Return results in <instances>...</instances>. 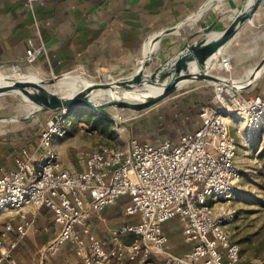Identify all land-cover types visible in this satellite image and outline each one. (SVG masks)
<instances>
[{
    "label": "built area",
    "instance_id": "2783aa9c",
    "mask_svg": "<svg viewBox=\"0 0 264 264\" xmlns=\"http://www.w3.org/2000/svg\"><path fill=\"white\" fill-rule=\"evenodd\" d=\"M34 1L28 0L30 5ZM26 53L35 60L46 53V46L31 40ZM221 67L231 71L228 57H223ZM213 86L214 94L201 107V125L194 132L156 146L136 137L126 147L100 145L84 153L81 171L66 167L53 147L55 137L67 132L69 113L55 112V121L52 118L43 130L36 148L22 147L14 157V169L0 176V213L11 215L0 234L1 258L17 264L15 247L35 228L46 207L58 230L44 246L45 256L72 242L85 264H110L114 258L137 264H238L241 248L228 230L238 215L234 201L241 179L231 126L238 135L242 124L250 135L264 129V91L247 97L220 84ZM117 118L116 131L123 142L128 119L122 113ZM125 195L131 197L125 213L139 215L140 221L120 226L114 233L116 246L108 251L91 231V219H102L104 211ZM174 218L183 223L184 240L192 244L179 255L171 252L163 230L164 223ZM13 233L16 239L9 242ZM130 234L136 243L126 245L124 237Z\"/></svg>",
    "mask_w": 264,
    "mask_h": 264
},
{
    "label": "crops",
    "instance_id": "0c3cea01",
    "mask_svg": "<svg viewBox=\"0 0 264 264\" xmlns=\"http://www.w3.org/2000/svg\"><path fill=\"white\" fill-rule=\"evenodd\" d=\"M242 1L36 0L30 5L28 0H0V62L13 71L35 69L43 76L79 70L84 74V69L86 74H105L108 79L110 76H124L144 63L147 51L156 52L153 63L157 65L182 53L190 42H194V39L189 40V35L196 30L197 20L226 28L230 24L231 12L239 8ZM179 24L180 28L159 40V32ZM155 34L157 36L153 37ZM31 40L37 44L43 42L46 46V53L35 60L29 59L26 53ZM224 57L230 60L231 71L226 72L219 67L215 74L232 79L247 97L264 91V3L232 41ZM182 89L173 96L176 100L164 113L150 114L127 123L122 136L125 139L123 146H127L131 137L154 146L165 139L177 142L182 134L197 130L201 125L200 107L210 102L214 86L198 81ZM242 126L243 130L247 129L244 124ZM234 129L232 125L231 132L237 140L239 135ZM25 140L28 142H10L7 138H0V176L14 169V157L22 147L34 150L39 142L38 138ZM55 142L53 147L66 167L75 171L84 169L87 150L69 154L58 148L62 147L61 143ZM125 207L118 201L104 211L102 219H91V231L108 251L116 246L114 233L120 226L140 221L139 215H127ZM57 230L52 212L42 208L35 228L15 248V256L22 252L29 256L38 248H44ZM163 230L169 238L172 253L179 255L192 248V244L184 240L183 223L178 218L165 222ZM83 236L88 240V234ZM15 239L14 233L8 237L9 242ZM135 239L130 234L123 241L132 245L136 243ZM65 245L74 246L72 242ZM73 258L76 257L67 254L66 264H75ZM77 258L80 264H85L84 258ZM44 259L42 256V264H45ZM16 261L17 264H26L19 257ZM112 264H137V261L126 258L118 262L114 258Z\"/></svg>",
    "mask_w": 264,
    "mask_h": 264
},
{
    "label": "rangeland",
    "instance_id": "374dc122",
    "mask_svg": "<svg viewBox=\"0 0 264 264\" xmlns=\"http://www.w3.org/2000/svg\"><path fill=\"white\" fill-rule=\"evenodd\" d=\"M160 65L151 64L149 71L155 72ZM1 70L5 74L23 78L51 77L43 76L41 72L35 69L23 72L13 71L4 64L1 65ZM68 72L63 73H67V76L58 83V88L53 86L51 88L59 89L64 94H70L71 91L77 92L83 87L75 78L85 76V78L88 77L97 82L103 80L100 75L84 74L83 76V70ZM182 90L177 92H182ZM177 92L164 101L142 110L134 117H130L131 110L116 106L108 107L107 113L104 114L88 107L73 108L66 117L67 132L63 136H56L57 142L55 144L61 143L62 147L58 148H63V151L69 154L96 148L100 145L121 147L123 146V139L119 137L116 131L115 117H118L120 113L124 114L128 119L125 123L127 127V123L132 122V120H140V118L150 114H162L176 100L173 96L178 94ZM36 110L37 107L21 100L16 95L11 94L0 98V138H7L10 142L19 143L28 142L25 140L26 138H38L39 141L40 134L52 120L55 111L41 110L36 115L31 116L30 113ZM237 164L241 171L240 194L234 201L238 215L228 227L229 235L232 241L240 245V264H264V129L257 135H250L249 130L245 129L242 135L237 137ZM10 219V214L0 213V234L6 221ZM24 240L25 238H22L18 243L22 244ZM41 249L43 250V248H38L29 256H25L23 252L15 256L17 252H14V257L15 259L19 257L26 264H42V256L45 258V264H66L65 256L67 254H72L77 258L73 245H65L57 253L48 256L43 255ZM76 258H73V262L80 264V259Z\"/></svg>",
    "mask_w": 264,
    "mask_h": 264
},
{
    "label": "water",
    "instance_id": "95a60500",
    "mask_svg": "<svg viewBox=\"0 0 264 264\" xmlns=\"http://www.w3.org/2000/svg\"><path fill=\"white\" fill-rule=\"evenodd\" d=\"M263 3L264 0H243L239 8L231 12L230 24L226 28H217L216 23L206 24L197 20L196 30L189 35V40L194 39V42L189 43L182 53L161 64L153 73L149 68L156 52L147 56L142 66L129 75L117 78L110 76V80L105 77L98 82L89 78V84L70 94L51 88L56 87L65 74L40 79L11 76L2 72L3 63L0 62V98L13 94L37 107L35 112L30 113L31 116L41 110L55 111L60 115L59 111L62 109H68L69 112L73 108L82 107L104 114L107 113L108 107L116 106L131 110L130 117H134L142 110L164 101L183 87L198 81L241 91L232 79L219 76L214 71L221 67L228 47ZM180 27L181 24L159 32V40ZM163 73L166 76H162ZM145 85H154L159 89L149 91Z\"/></svg>",
    "mask_w": 264,
    "mask_h": 264
},
{
    "label": "bare ground",
    "instance_id": "6f19581e",
    "mask_svg": "<svg viewBox=\"0 0 264 264\" xmlns=\"http://www.w3.org/2000/svg\"><path fill=\"white\" fill-rule=\"evenodd\" d=\"M192 19V18H191ZM177 30H179V29H177ZM158 34V33H157ZM154 36H157V35H153V37ZM152 54V52H150V51H147L146 53H145V59H146V57L147 56H150ZM142 66V64L140 65V66H138L137 67V69H139L140 67ZM0 75H1V73H0ZM147 75V74H146ZM65 76H67V73H65ZM147 76H151L150 74L149 75H147ZM162 76H166L165 75V73H163L162 74ZM25 78H31V77H25ZM33 79H40V78H37V77H34ZM78 82H80L83 86H85V85H87V84H89L90 83V79L88 78V77H81V78H75ZM106 80H110V79H108V76L106 77ZM54 87V86H53ZM145 88H147V90H149V91H156V90H158L159 88L158 87H156V86H154V85H145L144 86ZM55 88H58V84L56 85V87ZM55 88H52V89H55ZM75 91H71L70 93H74ZM243 125V124H242Z\"/></svg>",
    "mask_w": 264,
    "mask_h": 264
},
{
    "label": "trees",
    "instance_id": "16d2710c",
    "mask_svg": "<svg viewBox=\"0 0 264 264\" xmlns=\"http://www.w3.org/2000/svg\"><path fill=\"white\" fill-rule=\"evenodd\" d=\"M122 198H126V199H123V201H122ZM130 201H131V197L128 196V195L122 196V197L119 199V202L123 203L124 207L127 206V204H129ZM44 208H46V207H44ZM47 209H48V208H47ZM48 210H49V209H48ZM124 210H125V209H124ZM14 250H15V249H14ZM5 261L8 262L7 260L2 259V262H1L0 264H3ZM8 264H9V263H8ZM238 264H240V263H238ZM241 264H247V263H241Z\"/></svg>",
    "mask_w": 264,
    "mask_h": 264
}]
</instances>
